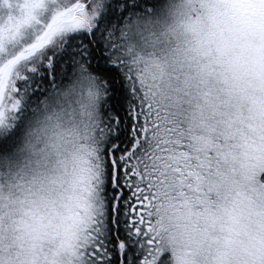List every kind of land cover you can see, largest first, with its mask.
<instances>
[{
	"label": "clouds",
	"instance_id": "9594fccd",
	"mask_svg": "<svg viewBox=\"0 0 264 264\" xmlns=\"http://www.w3.org/2000/svg\"><path fill=\"white\" fill-rule=\"evenodd\" d=\"M107 2L88 0L89 18ZM234 11L223 0H164L128 37L149 99L178 129L169 138L192 157L206 159L209 143L221 154L214 171L198 169L203 194L170 171L178 152L160 162L153 231L167 264H264V33ZM104 98L98 79L77 73L36 107L11 157H0V264H83L75 237L98 204Z\"/></svg>",
	"mask_w": 264,
	"mask_h": 264
},
{
	"label": "snow or ice",
	"instance_id": "6c2138e0",
	"mask_svg": "<svg viewBox=\"0 0 264 264\" xmlns=\"http://www.w3.org/2000/svg\"><path fill=\"white\" fill-rule=\"evenodd\" d=\"M223 2L235 10L233 17L240 14V23L264 33V0ZM163 4L108 0L89 18L88 0H0V157H11L25 123L51 90L77 73L92 74L104 89L98 204L80 221L83 237H75L83 264H167L153 231L156 189L166 175L160 162L178 152L175 159L182 162L170 171L183 189L203 194L198 169L214 171L212 158L221 156L210 143L206 159L174 144L169 137L178 129L167 108L151 102L153 86L137 70L140 54L128 44L129 34ZM65 235L71 246L73 236Z\"/></svg>",
	"mask_w": 264,
	"mask_h": 264
}]
</instances>
